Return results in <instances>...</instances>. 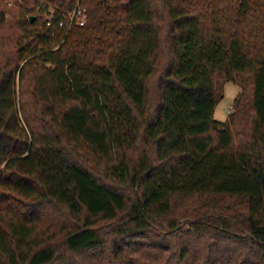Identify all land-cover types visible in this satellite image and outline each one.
<instances>
[{"label":"trees","instance_id":"1","mask_svg":"<svg viewBox=\"0 0 264 264\" xmlns=\"http://www.w3.org/2000/svg\"><path fill=\"white\" fill-rule=\"evenodd\" d=\"M0 264H264V0H0Z\"/></svg>","mask_w":264,"mask_h":264},{"label":"rangeland","instance_id":"2","mask_svg":"<svg viewBox=\"0 0 264 264\" xmlns=\"http://www.w3.org/2000/svg\"><path fill=\"white\" fill-rule=\"evenodd\" d=\"M222 90H223V98L218 102L214 110L213 118L215 120L224 122L229 112L231 111V107L233 105V101L235 97L240 92V88L239 86L231 82H226L225 84H223Z\"/></svg>","mask_w":264,"mask_h":264},{"label":"built area","instance_id":"3","mask_svg":"<svg viewBox=\"0 0 264 264\" xmlns=\"http://www.w3.org/2000/svg\"><path fill=\"white\" fill-rule=\"evenodd\" d=\"M61 18L55 17L54 13H49L45 17V23L47 26H51L54 22L58 26L66 25L68 28L72 25H83L85 23V13L83 9L76 5L71 10L61 11Z\"/></svg>","mask_w":264,"mask_h":264}]
</instances>
